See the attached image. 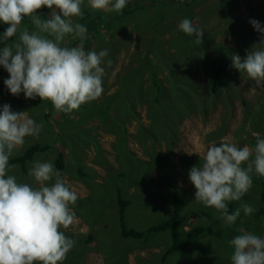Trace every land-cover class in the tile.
I'll use <instances>...</instances> for the list:
<instances>
[{"label":"rangeland","instance_id":"rangeland-1","mask_svg":"<svg viewBox=\"0 0 264 264\" xmlns=\"http://www.w3.org/2000/svg\"><path fill=\"white\" fill-rule=\"evenodd\" d=\"M118 1L124 11L150 5L145 18L172 29L152 35L138 14L116 18ZM81 11L96 22L90 40ZM177 34L191 52L178 48ZM77 35L83 42L70 55L64 48ZM151 37L145 73L125 80ZM220 46L231 54L213 93L217 69L201 55L217 57ZM151 69L165 92L172 73L190 103L176 115L161 101L165 120L154 128ZM33 144L51 149L34 154L23 173L9 160ZM258 166L264 180V0H0V222L50 233L47 264H264ZM172 192L180 233H209L167 255L169 231L146 230L170 219ZM121 222L143 237H121ZM18 244L0 240V264H37L18 257Z\"/></svg>","mask_w":264,"mask_h":264},{"label":"trees","instance_id":"trees-1","mask_svg":"<svg viewBox=\"0 0 264 264\" xmlns=\"http://www.w3.org/2000/svg\"><path fill=\"white\" fill-rule=\"evenodd\" d=\"M147 7V10L150 8V5L148 4H142V5H135L131 8H129L127 11H124V6L122 5L121 2H117L116 4V8L119 10V12L115 15L116 18H119L123 15H134V14H138L141 18V20L143 21H148V23H150L152 25V29L150 30L152 35H156L158 34L157 32H155L154 30L160 29L163 31H170V29H172L171 26L168 25H163L161 26L159 23H157L156 21H153L151 19H153L151 17V19L145 18L144 16V11L143 8ZM90 12L87 11H81L80 12V23L81 26L83 27V37L86 40H90L91 38H94L95 35V30H96V22L94 19H89L90 17ZM97 17H99V15L96 14ZM114 17H109L111 20L115 19ZM159 20V18H158ZM46 23V20H44ZM169 29H167V28ZM180 37V41H179V46L178 48H183L184 51L186 53H189L192 51V49L190 48L189 42L187 41V38H183L181 36H179L178 34L176 35L175 38L179 39ZM154 37H151L147 43H146V47L144 49V53L143 55H140L138 58V62L137 65H130V67L125 70V74H124V79L125 80H130V79H134L137 78L138 76L141 77L146 70V64L148 63V53L151 49V44L154 43L153 41ZM83 41L81 40L80 35L75 36V40L72 43H69L65 46V51L68 52L70 55H73L72 53V48L74 45H77L79 43H82ZM94 47V46H93ZM93 47L90 49V51H92ZM200 47H203V45H201ZM61 51V50H60ZM33 52L35 53L36 56H46L47 53L46 52H42L39 51L38 48H35L33 50ZM87 53V50H86ZM231 54L230 50L225 49L224 47H219L213 55H217V57L215 56H205V55H201V60L202 62L210 59V66L212 68H216L217 71L214 74L213 77V83L211 84V92L214 93V91L216 90V87L220 86V83L218 81V77L219 74H221L222 68L221 66V61H222V57L224 56H229ZM87 59L91 60L92 58L89 56V54H86ZM185 72V71H184ZM173 74L169 73V78H170V82H171V90L168 92H165L166 89L162 86L158 84V80L156 77V73L154 72L153 69L150 70L149 72V88H150V93H152V95H150V100L152 102V106L149 107L148 113L151 119V123L153 128L154 127H161L162 121L165 120V115L163 112V105L161 104V101L165 102L166 105L164 106H168L171 107L173 112L178 115V114H183L185 111H187L190 108V103L188 104L186 102V100L184 99V96L182 97L181 94L178 93V89L179 87L174 84V80L172 78ZM133 81V80H132ZM136 87V85H135ZM72 94V90L70 89H66L64 90V95L65 96H70ZM178 95V96H177ZM164 104V103H163ZM154 105V106H153ZM45 117H43L44 119ZM164 123V122H163ZM163 130V128H162ZM161 135L164 138H169V140H171V136L167 133H165L164 131H161ZM171 138V139H170ZM51 149L47 144L44 145H38V144H33L28 146L20 155L14 156L13 158H11L9 160V163L11 165H16L19 167V169L21 170V172H25L24 170V166L25 164L32 160L34 154L38 153V152H45L46 150ZM262 147H258L255 151V154L258 156H261L262 154ZM63 153L62 151H60L59 149L56 151L55 153V157L53 158V164L55 167V171L57 172V174L61 175L63 170H64V163H63ZM254 183L256 184H260L261 188L259 190V197H260V201L262 203H264V180L262 175L260 174V167H257V173L255 174L254 178ZM252 180V181H253ZM261 182V183H260ZM58 188L56 187L52 190L51 192V198L50 201L48 203V207L52 208V207H56L57 205V199H58ZM231 201L228 203L227 202V208L226 211L227 213H229L231 216H233L234 212H233V208H232V204L236 199V195L234 190H232V195H231ZM117 205L119 206V208L121 209V211L124 209V207L126 206V203L121 201L119 199V197L117 196ZM180 198L179 195L177 194V192H172L171 195V209H172V215L170 217V219L168 221H165L163 223L157 224L153 227H150L146 230V233H156V232H162V231H169L170 233V239H171V245L167 248V250L165 251V253L170 254L172 253V251L175 248H183L186 247L190 244H192L193 242H195V239L202 235V234H208L209 230L203 226H195L190 228V230L185 233V234H181L180 231L177 229V219L179 217V212H180ZM122 216V215H121ZM120 234L122 237L124 238H133V239H139L140 237H143L144 232L143 231H134L132 229H126L124 227V225L122 224V222L120 223ZM183 236V237H182ZM0 240H5V241H9L12 242L14 244H18L17 246V255L19 258H21L24 261H32L35 262L37 264H47V258L50 252V246H51V235L48 232H41L40 230H38L37 228L33 227V226H26V227H20V226H15V227H6L3 225V223L0 222Z\"/></svg>","mask_w":264,"mask_h":264},{"label":"crops","instance_id":"crops-1","mask_svg":"<svg viewBox=\"0 0 264 264\" xmlns=\"http://www.w3.org/2000/svg\"><path fill=\"white\" fill-rule=\"evenodd\" d=\"M121 235V234H120ZM122 237V236H121ZM124 238V237H123ZM132 253L128 254V257L131 255Z\"/></svg>","mask_w":264,"mask_h":264}]
</instances>
